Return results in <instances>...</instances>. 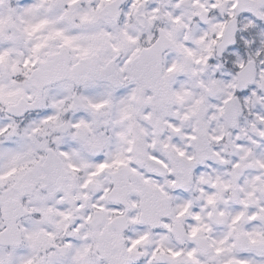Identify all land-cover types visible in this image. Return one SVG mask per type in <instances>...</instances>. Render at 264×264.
<instances>
[{"label":"snow or ice","instance_id":"6c2138e0","mask_svg":"<svg viewBox=\"0 0 264 264\" xmlns=\"http://www.w3.org/2000/svg\"><path fill=\"white\" fill-rule=\"evenodd\" d=\"M0 264H264V0H0Z\"/></svg>","mask_w":264,"mask_h":264}]
</instances>
